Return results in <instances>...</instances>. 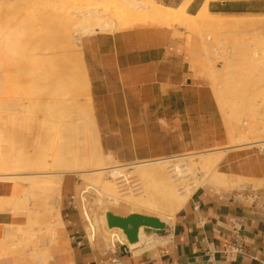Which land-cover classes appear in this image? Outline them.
<instances>
[{
	"label": "crops",
	"instance_id": "1",
	"mask_svg": "<svg viewBox=\"0 0 264 264\" xmlns=\"http://www.w3.org/2000/svg\"><path fill=\"white\" fill-rule=\"evenodd\" d=\"M207 8L220 15L264 14V0H209ZM94 40L102 51L103 83L110 93L106 103H114L117 98L120 104L98 112L100 124H105L111 113L120 115L119 135L103 133L104 153L132 162L225 143L213 92L184 55L175 53L167 33L136 27L112 36L98 35ZM152 104L158 105L156 111ZM132 116L140 121V135L130 144L123 139L136 126L130 127L123 120ZM176 128L179 132H169ZM235 154L240 156L237 186L201 185L171 221L161 220L163 228L143 226L136 242L130 243L124 234L112 247L88 240L76 206L75 187L64 178L56 243L48 255L42 253V243L29 248L23 245V253H36L33 260L28 259L30 264H42V257L45 264H264V187L253 188L243 181L252 179L263 184L264 166L259 151L239 150ZM229 165L224 164L222 170L234 173ZM0 195H8V187L1 182ZM26 221V213L0 212V239L3 224L21 225ZM14 257L1 256L0 264H11Z\"/></svg>",
	"mask_w": 264,
	"mask_h": 264
},
{
	"label": "bare ground",
	"instance_id": "2",
	"mask_svg": "<svg viewBox=\"0 0 264 264\" xmlns=\"http://www.w3.org/2000/svg\"><path fill=\"white\" fill-rule=\"evenodd\" d=\"M78 1L80 0H54V3H58L59 6L65 4V12L70 13L78 7L75 6ZM107 1L110 2V7L114 9L113 13H116V15H137L131 25L162 22L166 25L176 23L189 30L198 27L210 30H227L246 26L264 28V17L257 20L221 18L219 14L208 10V0H205L194 14L186 10L191 0H185L177 9L167 4L158 3L155 0ZM94 6V4L89 3L84 10L92 9ZM23 9L20 8L14 12L15 14L13 13L14 15L12 14V24L6 23L3 25L0 23V93L3 95L5 92L8 93V98L3 100H7L4 110L7 118L21 116L29 117V120H31V124L27 125V128L30 129L27 132L28 134L30 133L29 138L27 139L28 134H26L22 140L25 146L28 140L29 147L27 148L26 146L25 149L20 147L19 150L24 149L21 153L16 149L19 144H15L16 141L11 138V136L21 133L13 132L14 126L0 124V179L14 182L12 191L8 195H0V212L7 208L10 203L20 200L21 195H25L24 193H19L21 189L20 184L17 183L18 181L25 180L33 183L34 186L42 184V189L51 197L54 206H51L50 212L55 216L56 221V228L52 232V240L56 243L57 227H60L58 206L63 175L72 172L79 173L80 177H84L89 183L99 186V195L106 197L116 207L122 199H120L114 179L119 176L124 166L127 167L126 164H130L129 167H134V172L140 178L135 187L128 180V177L121 181L119 187H122V194L125 193L122 201L134 208L145 207L158 210L162 221H171L189 197L188 192L184 190L178 191L177 187L182 185L180 182V178H182L180 165L182 160L185 159L183 157L185 154L177 153L122 164L117 163L111 153L101 152L103 150L99 140L95 144L100 156L97 155L95 157L88 153L89 146L86 144L87 142L85 143L86 149L84 148L83 151L80 144L77 145L76 141L73 140L74 138L79 140L77 142L87 140V133L84 127L85 115L81 116L78 112L85 114L89 111L88 117L92 126L95 123L90 101L87 102L88 107L86 109L84 107L81 108L80 100L76 97L75 86L78 85V78L72 72L74 60L70 59L64 45L55 44V41L51 39L47 40L49 44H44L46 38L41 36L40 28L32 18L30 10ZM82 22L85 28L96 25L95 28H99L98 30L100 31L104 30L108 25V21L98 14L94 16L85 14ZM61 24L63 23L59 21L56 26ZM59 33L62 32L59 31ZM62 35L64 34L62 33L59 36ZM66 36L70 38L69 33ZM248 49L249 45L242 50L243 54L240 58L245 59L248 65L254 68V65L259 63L260 57L256 49L251 51H248ZM80 58L79 53L76 59ZM257 76L255 82L251 84L250 91L243 99V113L245 114L241 115L242 117L236 123H232L228 127V136L233 142L243 141L242 144L252 146L264 144V139L251 141L247 138L248 133L255 132L257 129L264 131V84L259 85L258 81V79L264 80V73H260ZM83 79H85L84 76ZM3 85H7L4 90ZM219 97H221L220 102H223L224 95L221 92L218 95ZM36 105H42V113H39L40 109H36ZM44 105L47 108H44ZM27 111H29L28 116ZM2 116L0 114V119ZM38 119H42V124L44 122L48 123L51 128L52 135L48 141L49 145H47V149L51 151L50 154H45V150V152L42 151V147H44L42 134L39 128H36L41 123ZM258 120L263 121L260 127L255 125ZM64 130H69L70 136H67ZM62 132L64 135H62ZM69 139L73 141L71 151L64 145L65 141ZM105 144L108 145L107 140ZM62 148H65L67 153L69 152V156L61 152ZM120 156H123V154H120ZM219 157L220 154L212 150L202 154L197 164L202 170L207 171V169L215 167ZM90 161H93L94 168H87L90 166L88 165ZM184 161L187 164V160ZM40 163L45 167L44 169L40 170L36 167ZM51 163H59V169L56 171L49 170ZM25 168L26 170H24ZM127 173L131 175L130 172ZM209 181L217 184L223 180L214 171ZM87 186L88 184L84 185L81 191L85 192L88 189ZM133 187L134 189H132ZM132 192H138L139 194L133 195ZM15 208H17V205L12 209ZM83 214L88 221L90 238L93 239L100 231V228L95 226L87 210H84ZM105 215L100 217L103 223L106 221ZM7 226L8 229H4L2 235L8 240L17 235L25 236V232L28 231L27 227H30L26 223L21 225L8 224ZM14 228L21 229L22 233L16 232ZM111 229L120 231L124 236L120 228L112 227ZM141 230L142 227L139 229L140 233ZM102 239H104V236ZM116 239L111 237L102 240L104 243L103 247H112ZM15 240L13 239V241ZM4 243L2 240L0 241V248L6 254V244ZM17 245L20 244L15 243V246ZM23 251L24 248L19 250L18 255L13 258L11 264H30L28 259L33 260L34 254H24ZM42 264H45V257H42Z\"/></svg>",
	"mask_w": 264,
	"mask_h": 264
},
{
	"label": "rangeland",
	"instance_id": "3",
	"mask_svg": "<svg viewBox=\"0 0 264 264\" xmlns=\"http://www.w3.org/2000/svg\"><path fill=\"white\" fill-rule=\"evenodd\" d=\"M155 1L158 3L170 5L171 7L176 9L183 2H185V0ZM78 2H76L75 4V6H78L76 7L78 9L75 8L74 11L67 13L65 12V4L59 6L58 3H54V0H0V23H2L3 25H5L6 23L10 25L12 24V14L15 11L19 10L20 8L30 10L32 18L36 21L37 25L40 28L41 36L43 38H46L44 44H49V41L47 40L51 39L55 41V44L59 45L60 43L61 45H64L66 50L68 51L70 59L72 58L74 60L72 72L73 74H75V77L78 78V85L75 86L76 97L80 100L81 108L84 107L86 109L88 107L87 102L90 101L93 120L95 123V125L92 126L88 117L89 111L85 114L81 113L80 111L78 112V114L81 116L85 115L84 127L87 133V140L77 142L79 140L74 138L73 140L76 141V144H80V147L83 149V151L84 148L86 149L87 144L89 146L88 153L96 157L97 155L100 156L98 148L96 147V142L97 140H99V143L102 145V136L104 132L110 133L111 135H119L118 131L120 124V115H118L117 112L114 114L111 113L110 119L104 120L105 124H100L99 121V111L102 112V109L109 106L113 108L117 107L119 103H117V98H114V103H106V98H108L110 93L106 92L103 83L104 62L102 60V51L99 50L98 44L96 42L97 40L95 41L94 38H96L98 35L112 36L121 31L135 29L136 27L156 28L167 33L170 46L176 49L175 53L184 55V59L189 63L191 69H193L196 74L202 78V81L207 83V85L210 87L217 102L218 119L225 135V143L221 146L206 150L189 149L180 153L182 155L185 154L183 157H185L184 160H187V164L184 160H182L180 165V169L182 170V178H180L182 187L178 185V191L184 190L190 195L194 189L201 185H211L214 187L237 186L235 185L238 184V179L236 177V172L238 170L237 159H240V156H235L237 155L235 154V152L242 150L246 152H256L258 154L259 149L264 146V144H258L254 146L244 145L242 144L243 141L233 142L229 138L227 132L228 127L232 123H236L238 119L245 114L243 113L244 96L250 91L252 82H255V80L257 79L256 76L260 73H264V28L246 26L242 28L239 27L227 30H210L198 27L189 30L185 27L179 26L176 23L166 25L162 22H147L137 25L134 24V26L131 24L132 21H135V16L137 15H116V13H113L114 9L110 7V2H108L107 0H80ZM200 2L201 0H191L186 7L187 12L191 14L196 13L197 10L201 7ZM89 3L94 4L95 8L93 7L92 9L84 10L85 6ZM85 14H91L93 16L95 14L101 15L108 21V25L102 31L98 30L99 28H95L96 25L85 28L82 22ZM219 16L226 19L257 20L264 17V14H219ZM59 21L63 24L56 26ZM59 31H61L64 35L59 36L62 34L59 33ZM68 33L70 34V38L66 36ZM247 45H249L248 51L256 49L260 57V59L258 60L259 63L257 65H254V68L251 65H248L245 59L240 58V56H242L243 54L242 50ZM79 53L81 58L76 59V56L79 55ZM83 76L86 80L83 79ZM258 81L259 85L264 84V80L258 79ZM3 86L4 90L5 86L7 87V85ZM220 92L224 95L223 102H220L221 97L218 98ZM7 98L8 93L5 92L4 95L0 93V114L3 115L0 119V124H4L5 126L11 125V127L14 126L13 132L21 133L11 136L13 141H16L15 144H19L16 149L19 150L20 147L25 149L26 146L28 148L29 146L27 139L29 138L30 133L28 134L27 132H29L30 129L27 128V125L29 123L31 124V120H29V117L21 116L16 118H7V115L4 114V110L6 108L5 103L7 104V100L3 101ZM152 106L156 111L158 105L152 104ZM44 108H47L46 105H44ZM36 109H40L39 113H42V105H36ZM58 110L60 111V109ZM55 111L57 112V110ZM26 113L28 116L29 111H27ZM40 121V125H38L36 128H39L40 133L42 134V140L45 147H42V151L45 150V154H50L51 151L47 149V145H49L48 141L52 135V131L48 123L44 122L42 124V119ZM257 122L258 123H255V125H258L257 127H260L263 121L258 120ZM123 123H126L133 128L136 126L132 133L124 137L123 140L125 142L127 141L130 144L138 141L140 135L138 126L140 121L132 116L128 120H123ZM179 130V128H176L175 130L169 132H179ZM64 133L67 136H70L69 130H64ZM64 133L62 135H64ZM26 134H28V136L25 146L22 140ZM247 138H249L248 140L251 141L262 140L264 139V131L261 129H257L255 132L248 133ZM64 145L69 151H71L73 145L72 139L65 141ZM236 148H239V150ZM24 149H20L19 151L22 153V150ZM212 150L213 152L220 154L217 164L212 169H207V171L204 169L202 170L201 167L197 164V161L199 157L202 156V154L208 153ZM61 152L65 153L66 155H68L69 153L66 152L65 148H62ZM116 160L117 163H129L119 161L118 159ZM49 161L51 162L50 159ZM92 162L93 161H90L88 163V165L90 166H88L87 168L95 167ZM226 163H230L229 168L230 166H232L231 170L234 171V173L230 172L229 170H222L223 165ZM126 166L127 167L124 166L122 172H130L131 176H134L138 180L140 177L136 172H134L135 168L129 167L130 164H126ZM36 167L40 170L45 168L41 163L37 164ZM49 167V170L56 171L59 169L60 164L51 163ZM24 170H26V168ZM214 171H216L220 179L223 180L221 183L214 184L209 181L211 180V176ZM80 176L81 175L79 173H65L63 175V179L67 178V180L72 182V185L75 187L76 206L82 215L85 223L86 234L88 240H90L91 243H98L104 239H109L111 237H114L116 239L122 235L120 231L116 229L108 230L106 221L104 223L101 221L100 217L104 216L106 212H111L116 215L140 213L153 215L160 219L158 210H152L145 207L134 208L131 205L125 204V202L122 201L125 193L122 194L119 188L118 177L114 179V182H116V187L118 189V193L120 194V199L122 200L119 201V205L115 207V205L111 204L106 197H104L103 195H99V186L93 183H89V181H87L84 177ZM243 181H245L244 183H251V186L253 188L262 186L264 187V183L256 184L252 179H244ZM0 182L8 187L9 194L12 191L11 189L14 185V182L7 179H0ZM17 183L20 184L21 190L19 191V193H24L25 195H21L20 200L10 203V205L1 212L26 213V224H29L30 227H27L28 231L25 232V236L17 235L11 240H8L2 235V239H0V241L2 240V242H5L4 244H6V254H4L3 249L0 248V257L5 255L17 256L19 250L23 248V245H26V247L29 248L30 245L34 243L35 245H39L42 243V253L46 254L47 252L48 255L50 247L54 244L52 240V232L56 228L55 216H53V214H51L50 212V208L51 206H53L51 197L42 189V184L34 186L33 183L27 182L25 180L18 181ZM86 184H88V189L85 192H82L81 190ZM138 194V192L133 193V195ZM16 205L18 209H12ZM84 210L88 211L91 219L94 221L95 226L100 228V231L97 233V235H95L93 239H91L89 235L88 221L84 217ZM7 225L8 224L2 225L3 230L8 229ZM14 230L18 233H22L20 231L21 229L14 228ZM103 236L104 239H102ZM5 239L8 241H6ZM13 239L16 240L13 241ZM15 243H19L20 245L15 246ZM32 253L34 255L36 254L34 251H32Z\"/></svg>",
	"mask_w": 264,
	"mask_h": 264
},
{
	"label": "water",
	"instance_id": "4",
	"mask_svg": "<svg viewBox=\"0 0 264 264\" xmlns=\"http://www.w3.org/2000/svg\"><path fill=\"white\" fill-rule=\"evenodd\" d=\"M106 223L109 228H120L130 243L137 241V234L140 227H151L160 229L164 223L156 216L140 213H130L120 216L111 212H106Z\"/></svg>",
	"mask_w": 264,
	"mask_h": 264
},
{
	"label": "built area",
	"instance_id": "5",
	"mask_svg": "<svg viewBox=\"0 0 264 264\" xmlns=\"http://www.w3.org/2000/svg\"><path fill=\"white\" fill-rule=\"evenodd\" d=\"M259 156H260L261 162H262V164L264 166V146L259 149ZM127 177H128V180L131 181L134 184V187H135L137 185L138 180L134 176L129 175L128 173L125 174V172H122V173L119 174V176H118V185H120L121 181H124V178H127ZM130 185L132 186V184H130ZM124 187H126V186H124ZM119 188H120V190L122 189L121 186ZM121 192H123V191L121 190ZM71 198L73 199V197H71Z\"/></svg>",
	"mask_w": 264,
	"mask_h": 264
}]
</instances>
